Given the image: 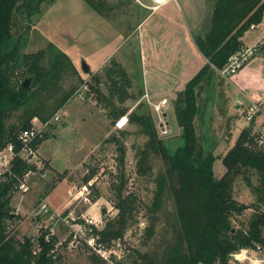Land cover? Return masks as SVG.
Instances as JSON below:
<instances>
[{
	"label": "rangeland",
	"instance_id": "obj_1",
	"mask_svg": "<svg viewBox=\"0 0 264 264\" xmlns=\"http://www.w3.org/2000/svg\"><path fill=\"white\" fill-rule=\"evenodd\" d=\"M108 1L115 9L108 18H104L81 0H53L50 5L43 6L44 14L34 20L25 49L26 53H35L44 49L47 42H52L70 58L80 79L87 82L79 86L75 77L67 78L64 87L75 85L77 91L56 113L58 120L42 129L48 138L33 149L34 154L24 158L35 170L23 177L19 185L24 184V189L18 186L11 199L13 213L19 217V221L10 224L9 234L16 235L18 240L23 237L33 239L35 248L36 239L42 233L47 238L55 237L57 242L53 251L62 257L59 264H99L91 262L90 257L97 254L80 239H75L73 231L78 224L86 226L85 220L89 219L94 221L99 231L108 220L115 217L112 186L120 184L116 177L120 176L121 171L126 181L123 194L132 193L137 198L138 220L120 240L98 243L102 253L115 254L127 260L132 250L146 253L169 237L165 231H170L166 219L167 214L173 212L171 200L162 205L157 215L156 234L152 240L145 242L143 238V230L149 223L145 208L150 205L157 189L155 180L159 176L164 177L168 184L169 179L166 166L152 151H149L145 161L149 168L147 174L141 176L137 173L136 153L147 152L146 138L139 133L137 124L129 121V114L132 111L149 114L161 139L178 138L180 129L174 119L172 106L177 93L170 97L162 114L153 110V105L162 99L153 100L140 95L145 90L149 92L145 86L151 79L158 80L166 76L167 67L158 61L163 57L164 63H168L172 49L171 45L166 44V38H163L165 43L158 41V33L162 32L158 30L167 27V31L173 33L172 30L184 29L177 31L178 42L183 49L197 56L192 46L193 35L205 30L211 12V0H175V3L171 2L153 12L141 6H152L150 0ZM200 12L203 20L201 28L192 34V19L197 18ZM148 15L149 18L142 23ZM262 25L249 28L247 32L255 31L249 37L250 40L264 28V19ZM18 29V32L24 30L23 26ZM177 36L170 38L172 46L175 45V39L177 42ZM166 55L168 57L165 59ZM110 59L124 61V66L119 63L131 79L129 93L132 98L122 105L103 109L107 105L106 101L91 92L89 87L99 89L94 78H102L103 67L109 64ZM199 61H196L198 66L193 69L190 79L198 72ZM82 63L88 67L86 73L81 69ZM173 63L171 61L170 66ZM258 63L261 65L256 70H250L234 80L243 68L229 80L221 78L217 72L212 73L211 83L204 85L199 95L201 118L195 119L194 124L197 135L209 138L216 145L214 155L220 159L213 165L215 178L223 175L221 158L247 125L243 116L247 107L245 97L264 106V61ZM98 65L101 66L93 70ZM178 70L177 67L175 71ZM237 101L242 104L239 109L236 107ZM140 102L144 106L139 109L137 105ZM118 108L125 109L126 113L112 124L108 112L114 115ZM122 120L124 122L120 127ZM256 123H259V119ZM111 137L114 142L109 141ZM119 147L124 151L123 167H118ZM91 175L90 180L84 183V179ZM84 187L89 193L87 196ZM85 197L90 204L84 202ZM233 197L246 205L254 201V196L240 180L235 183ZM43 205L45 208L41 209ZM251 212L246 210L241 219H246ZM233 226L236 227V224L233 223ZM130 261L129 258L125 264H130ZM229 263L252 264L248 260L242 263L235 261L233 257ZM259 264H264V261Z\"/></svg>",
	"mask_w": 264,
	"mask_h": 264
},
{
	"label": "trees",
	"instance_id": "obj_2",
	"mask_svg": "<svg viewBox=\"0 0 264 264\" xmlns=\"http://www.w3.org/2000/svg\"><path fill=\"white\" fill-rule=\"evenodd\" d=\"M81 1L104 18L115 9L108 0ZM52 2L0 0V150L10 144L18 153L21 148L19 132L29 129L34 118L47 123L63 108L78 88L75 85L64 87L67 78L75 77L79 86L87 84L80 79L70 58L52 42H47L44 49L35 53L25 52L34 20L44 14L43 6ZM263 19L264 0H211L205 30L193 35V43L204 64L172 101L174 119L180 129L178 138L161 139L149 114L136 111L129 114V121L137 124L139 133L146 138L147 152L136 153L137 173L147 174L149 168L145 161L152 151L166 166L169 179L168 184L164 177L155 180L157 189L145 208L149 216V223L143 230L145 242L151 241L156 234L157 215L162 205L168 200L173 204V212L168 213L166 219L170 231H165V235L169 237L146 253L132 250V255L127 257L131 259L130 264H230L231 255L240 249L264 245V152H250L245 147L249 133L243 129L221 158L223 175L215 178L213 165L220 159L214 155L216 145L209 138L197 135L194 124L195 119L201 118L198 98L204 85H209L212 73L221 70L228 58L243 46L242 38L250 26L262 24ZM22 26L24 30L18 32ZM103 68L102 78H94L99 89L89 87L106 101L103 109L131 99L132 83L124 67L110 59ZM25 79L30 80L28 88L21 85ZM143 106L140 102L137 108ZM108 113L113 124L126 110L118 108L114 115ZM46 138L43 133L32 148ZM109 141L115 140L111 137ZM119 152L118 167H123L122 147ZM34 170V166L16 156L8 171L0 176V264H59L62 261L53 251L55 237L47 238L42 233L36 239L35 248L33 239L18 240L8 232L10 224L19 221L11 206L13 193L23 177ZM91 177L84 179V183ZM116 178L120 181L118 186H112L116 215L102 229L95 230L97 244L120 240L138 220L136 196L123 194L126 181L122 171ZM237 180L254 196L250 205L239 203L233 197ZM246 210L252 212L242 220ZM121 258L114 259L115 264L127 262ZM90 260L105 264L95 254Z\"/></svg>",
	"mask_w": 264,
	"mask_h": 264
},
{
	"label": "built area",
	"instance_id": "obj_3",
	"mask_svg": "<svg viewBox=\"0 0 264 264\" xmlns=\"http://www.w3.org/2000/svg\"><path fill=\"white\" fill-rule=\"evenodd\" d=\"M152 6L147 7L142 5L144 8H148L152 12L157 10L159 7L166 5L168 3H175V0H150ZM258 27L256 25H251L250 28L254 29ZM264 52V28L260 29L259 36L255 41L249 45H244L233 53L227 60L226 65L221 70H216L218 75L226 80H229L231 76L235 75L240 69H242L251 59H253L259 53ZM167 105V101L162 99L158 103L153 105V110L155 113H163ZM242 106L241 102H236V107L239 109ZM55 114L47 123H41L36 118L31 122V127L19 132L18 141L20 142L21 148L18 153L14 152L12 145H7L0 150V176L8 171L11 161L14 157L19 156L22 159L28 157L29 155L34 154L32 143L41 137L44 133L43 128L48 126L49 123L57 121L58 117ZM244 120L246 122V127L249 123H252L251 131L249 133V138L245 143V147L250 152H264V106L259 103L251 102L244 111ZM259 119V123H256V120ZM245 127V128H246ZM244 128V129H245ZM166 133V132H165ZM20 189H24V184L19 185ZM83 190H86L85 196L89 193L87 188L84 187ZM86 204H90L87 197L84 198ZM45 205L41 207L44 209ZM86 226L78 224L76 229H74L73 236L75 239L82 241L89 249L93 250L94 253L106 264H115V261L119 260L120 257L114 255H105L102 253L99 247L100 244L96 243L97 236L94 234L95 230H98L94 221L91 219L85 220ZM264 256V245H257L254 249H240L238 252H235L231 255L235 261L244 262L248 260L252 264H257L262 262L264 259L258 258V256ZM114 256V257H113ZM252 256V258L250 257Z\"/></svg>",
	"mask_w": 264,
	"mask_h": 264
},
{
	"label": "crops",
	"instance_id": "obj_4",
	"mask_svg": "<svg viewBox=\"0 0 264 264\" xmlns=\"http://www.w3.org/2000/svg\"><path fill=\"white\" fill-rule=\"evenodd\" d=\"M168 4H170V3H168ZM164 6H167V4L161 6V8L164 7ZM199 8H201V7H199ZM203 11H204V7H203ZM151 14L152 13H150V15ZM150 15H148L147 17H145L142 20V23L144 21H146L149 18ZM201 15H202V13L200 12V14H199V16L197 18H193L192 19V23L191 24L193 25L192 26L193 27V30L190 31L192 34H193V31H197V30H199L201 28V23L203 22ZM208 15L210 16V13ZM209 16L207 17V20L209 19ZM261 25L262 24H260L259 26H261ZM168 26H169V24H168ZM161 30H162V32H159L158 33V37H159L158 38L159 39L158 41L165 43V40H163V38H166L167 39L166 44L171 45V48L170 49H172V52H171V55H170V60H169L168 63H164L163 57L159 58V61H158V59H156V61L161 62L163 66H166L167 67V71L165 73L166 76L165 77L161 76V77H159L158 80L157 79H151V81L146 84L147 86H145L146 89L148 88L149 92L147 90H145L143 92V90H142V92H143L142 93V97L143 98H150V99H153V100L154 99L155 100L165 99L167 102H169L171 100L170 99L171 96H173L175 93H178V92H180V91H182L184 89L185 84L190 79L189 76L194 73V70L193 69L194 68H197V66H198V63L196 61L197 60H200L199 62H200V68H201V66L204 64V59L201 57V55L197 51V49H196L193 41H192V46H193L194 51L197 54V56L192 55L189 50L187 51V50L183 49V47L180 46V44L178 42L177 31H184V29H181V30L180 29H178V30H172L173 33H171V31H167V27H166L165 30L160 29L158 31H161ZM187 30L189 31L188 28H187ZM254 32L255 31H249V32H247L245 34V36L242 39V42H243L244 45H249L250 43H252L253 41L256 40V38L259 35H257L256 37L254 35V38L253 39L251 38L252 40L249 39V37ZM258 32H260V31H258ZM174 36H177V42H176V39H175V45L172 46V44L170 43V38L171 37H174ZM191 39H192V37H191ZM248 40H250V42L247 43ZM262 56H264V52H261L258 55H256L254 57L255 59L254 58L251 59L250 62L245 67H243L241 73H238V75H236L233 78V80L234 79H237L238 76H240L242 74H245V73H247L250 70L251 71L252 70H256L257 67L261 65L258 62H261L262 63V60L264 61V58ZM164 57L166 59L168 57V55H166ZM171 61L174 62L172 64V66H170ZM119 62L122 64V66H124V61L121 62L119 60ZM178 63H179V65H178ZM100 66L101 65L95 66V68L93 70H97ZM177 67L180 70H178L176 72L175 69ZM161 78H164V79H161ZM245 99H246V103H247V106H248L252 102V100H250L247 97H245ZM169 110H170V108H169ZM258 258L264 259V256H258ZM257 264H259V263H257Z\"/></svg>",
	"mask_w": 264,
	"mask_h": 264
},
{
	"label": "water",
	"instance_id": "obj_5",
	"mask_svg": "<svg viewBox=\"0 0 264 264\" xmlns=\"http://www.w3.org/2000/svg\"><path fill=\"white\" fill-rule=\"evenodd\" d=\"M81 69H82L83 72H85V73L88 71V67H87L84 63H82V65H81ZM29 83H30V80H29V79H25V80L22 82L21 85H22L23 88H28ZM251 126H252V123H249L248 127L245 128V130H246L248 133H250V131H251Z\"/></svg>",
	"mask_w": 264,
	"mask_h": 264
},
{
	"label": "bare ground",
	"instance_id": "obj_6",
	"mask_svg": "<svg viewBox=\"0 0 264 264\" xmlns=\"http://www.w3.org/2000/svg\"><path fill=\"white\" fill-rule=\"evenodd\" d=\"M124 120H125V119H124ZM123 122H124V121H122V122L120 123V127L123 125Z\"/></svg>",
	"mask_w": 264,
	"mask_h": 264
}]
</instances>
